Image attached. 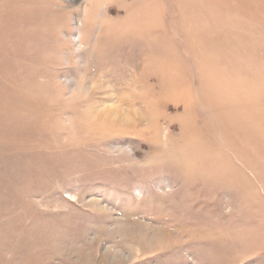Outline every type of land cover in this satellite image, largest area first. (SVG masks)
I'll list each match as a JSON object with an SVG mask.
<instances>
[{
    "label": "rangeland",
    "instance_id": "374dc122",
    "mask_svg": "<svg viewBox=\"0 0 264 264\" xmlns=\"http://www.w3.org/2000/svg\"><path fill=\"white\" fill-rule=\"evenodd\" d=\"M0 264H264V0H0Z\"/></svg>",
    "mask_w": 264,
    "mask_h": 264
},
{
    "label": "bare ground",
    "instance_id": "6f19581e",
    "mask_svg": "<svg viewBox=\"0 0 264 264\" xmlns=\"http://www.w3.org/2000/svg\"><path fill=\"white\" fill-rule=\"evenodd\" d=\"M129 69V68H128ZM167 236V235H166Z\"/></svg>",
    "mask_w": 264,
    "mask_h": 264
}]
</instances>
